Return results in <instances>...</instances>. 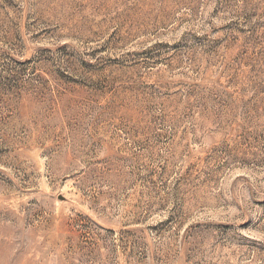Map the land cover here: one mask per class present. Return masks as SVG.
Returning a JSON list of instances; mask_svg holds the SVG:
<instances>
[{
	"label": "rangeland",
	"instance_id": "rangeland-1",
	"mask_svg": "<svg viewBox=\"0 0 264 264\" xmlns=\"http://www.w3.org/2000/svg\"><path fill=\"white\" fill-rule=\"evenodd\" d=\"M0 264H264V0H0Z\"/></svg>",
	"mask_w": 264,
	"mask_h": 264
}]
</instances>
